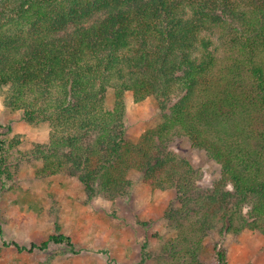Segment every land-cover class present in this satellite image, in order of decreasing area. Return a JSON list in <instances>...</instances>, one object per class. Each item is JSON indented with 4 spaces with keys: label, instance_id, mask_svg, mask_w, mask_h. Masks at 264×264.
Here are the masks:
<instances>
[{
    "label": "trees",
    "instance_id": "trees-1",
    "mask_svg": "<svg viewBox=\"0 0 264 264\" xmlns=\"http://www.w3.org/2000/svg\"><path fill=\"white\" fill-rule=\"evenodd\" d=\"M0 89L6 109L50 129L46 144L17 158L39 162L38 179L69 175L88 200L113 201L130 193L136 171L175 193L178 207L165 211L175 236L142 264H205L213 233L264 239V0H0ZM127 93L155 99L161 113L132 143ZM176 140L219 166L210 188H197L201 170ZM18 145L0 136V191ZM49 243L73 247L61 234L4 246ZM213 258L228 264L220 241Z\"/></svg>",
    "mask_w": 264,
    "mask_h": 264
},
{
    "label": "rangeland",
    "instance_id": "rangeland-1",
    "mask_svg": "<svg viewBox=\"0 0 264 264\" xmlns=\"http://www.w3.org/2000/svg\"><path fill=\"white\" fill-rule=\"evenodd\" d=\"M1 91L0 136L7 143L17 141L19 145L6 155L8 172L0 191V264H142L144 252L158 251L175 236L165 218L166 210L178 207L175 193L145 184L139 172H129L133 182L130 193L113 201L88 200L83 186L69 175L38 179L35 172L41 164L18 162L17 158L19 152L46 144L50 129L46 124L27 125L19 112L6 109ZM113 100L112 93H108L109 108ZM160 121L155 99L148 97L136 103L130 93L126 94L124 123L128 142H135ZM172 148L201 170L197 188H210L219 178V166L185 140L174 141ZM58 234L68 237L73 247L49 243L43 250L19 252L4 246L13 242L28 248L31 244L39 246ZM218 241L226 249L228 264H264V239L247 229L236 238L208 235L200 255L203 263L215 264L213 250ZM146 264L157 262L151 259Z\"/></svg>",
    "mask_w": 264,
    "mask_h": 264
}]
</instances>
